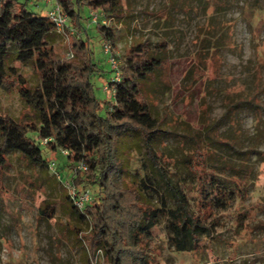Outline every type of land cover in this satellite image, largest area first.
Masks as SVG:
<instances>
[{
	"label": "trees",
	"instance_id": "obj_1",
	"mask_svg": "<svg viewBox=\"0 0 264 264\" xmlns=\"http://www.w3.org/2000/svg\"><path fill=\"white\" fill-rule=\"evenodd\" d=\"M258 2L256 10L262 6ZM58 3L78 27L71 36L70 58L60 57L54 48L56 36L63 34L48 13L37 14L20 0H0V91L17 89L28 106L21 118L0 107V166L7 164L10 153L41 169L52 162L55 165L32 135L41 126L53 134L51 148L67 151L65 156L73 170L69 182L79 188L92 185L97 191L82 208L67 196L70 212L88 225L76 233L87 264H151L154 256L150 245L161 220L174 250L203 247L220 212L242 198L252 182L249 159L254 146L242 151L239 163L229 162L226 156L222 157L223 164L215 163L217 149L209 134L211 126L204 123V129L191 137L190 154L181 160L180 175L176 163L156 149L162 129L144 91V80L163 65L165 50L159 46L165 41L153 46L145 40L130 46L119 63V78L114 75L108 84L114 100L102 113L92 80L100 67L87 39L80 36V29L84 31L80 10L86 6L115 17L121 10L120 0ZM96 27L104 41L113 46V29L101 22ZM16 61L29 64L38 82L23 76L14 65ZM258 88L264 92V85ZM227 95L225 115L233 126L236 128L238 122L237 112L248 102L253 105L259 130L263 107L255 94L240 89ZM226 139V144L234 140ZM139 145L144 146L145 157L134 163L130 152ZM58 173L62 175L60 170ZM45 207L50 211L41 208L42 214L55 215V204L47 202Z\"/></svg>",
	"mask_w": 264,
	"mask_h": 264
},
{
	"label": "rangeland",
	"instance_id": "obj_2",
	"mask_svg": "<svg viewBox=\"0 0 264 264\" xmlns=\"http://www.w3.org/2000/svg\"><path fill=\"white\" fill-rule=\"evenodd\" d=\"M20 1L41 15L51 8L45 0ZM258 1L262 6L256 10ZM258 1L120 0L118 16L108 17L98 10L114 31L111 50L119 63L135 43L148 40L156 46V42L165 41L159 46L165 50L163 65L144 80V91L162 129L156 149L176 163L180 175L181 160L190 154L191 137L204 129V123L211 126L209 134L217 149L215 163H220L223 156L239 163L242 151L254 146L249 159L252 182L242 198L220 212L206 245L195 251L174 250L161 220L150 245L154 256L151 264H264V92L258 90L264 85V0ZM91 11L86 6L81 8L84 31L79 29L100 67L92 80L105 113L114 100L108 84L115 70ZM77 28L68 18L63 35L56 36L53 44L60 57L73 56L71 32ZM14 65L31 82H38L29 64L16 61ZM240 89L255 94L263 107L259 130L251 103L246 102L237 112L236 128L225 115L227 92ZM0 107L15 118L28 111L17 89L0 91ZM32 135L55 165L41 169L10 153L7 164L0 166V264H87L77 234L88 225L70 212L67 196L73 190H88L92 201L96 188H79L69 182L73 170L66 153L51 148L49 142L55 138L50 131L41 126ZM227 137L234 140L226 144ZM136 147L130 152L134 163L145 157L144 146ZM57 170L64 175H60L62 182L54 173ZM47 202L56 205L55 215L41 213Z\"/></svg>",
	"mask_w": 264,
	"mask_h": 264
},
{
	"label": "built area",
	"instance_id": "obj_3",
	"mask_svg": "<svg viewBox=\"0 0 264 264\" xmlns=\"http://www.w3.org/2000/svg\"><path fill=\"white\" fill-rule=\"evenodd\" d=\"M45 1L51 3V8L48 11V14L50 18L55 22L57 31L62 34L63 27L67 25V20L69 17L67 16V14L62 13L58 0H45ZM91 19L93 23L101 22L103 24L108 25L107 17H101V13H99L98 10L91 11ZM74 32L75 30H72L71 33L73 34ZM111 48H112L111 44L109 42H105L104 51L110 54L109 58H110L112 68L115 70V78L118 79L120 75L119 61L116 57V54L113 53ZM63 152L67 153L66 150H63ZM53 166H54V163L52 162L50 164V167H53ZM79 166L82 167V164H80ZM55 173H57L58 177L60 178V174L58 172H55ZM69 195L73 199V202L75 203V205L78 206L79 208H82L84 204L90 200V194L88 190L87 191L85 190L83 192H77V190H73V192L70 193Z\"/></svg>",
	"mask_w": 264,
	"mask_h": 264
}]
</instances>
